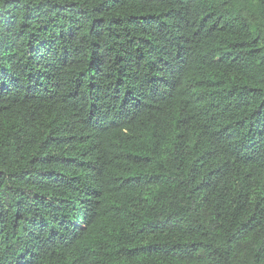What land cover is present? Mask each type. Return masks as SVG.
I'll list each match as a JSON object with an SVG mask.
<instances>
[{
    "label": "trees",
    "instance_id": "obj_1",
    "mask_svg": "<svg viewBox=\"0 0 264 264\" xmlns=\"http://www.w3.org/2000/svg\"><path fill=\"white\" fill-rule=\"evenodd\" d=\"M0 264H264V0H0Z\"/></svg>",
    "mask_w": 264,
    "mask_h": 264
}]
</instances>
